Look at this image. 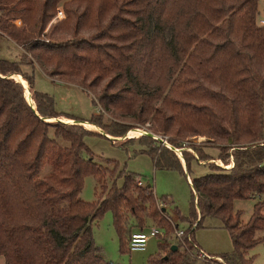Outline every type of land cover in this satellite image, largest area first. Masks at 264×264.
I'll use <instances>...</instances> for the list:
<instances>
[{"label": "trees", "instance_id": "1", "mask_svg": "<svg viewBox=\"0 0 264 264\" xmlns=\"http://www.w3.org/2000/svg\"><path fill=\"white\" fill-rule=\"evenodd\" d=\"M58 9L65 17L50 24ZM257 14L258 0H0V34L23 50L18 62L0 59L3 264H121L106 260L93 242L91 224L107 211L120 252H130L131 232L150 220L165 236L144 264H205L189 244L175 241L172 248L173 227L153 190L137 185L138 174L118 170L115 160L92 161L84 138L104 135L48 121L56 118L89 123L109 137L144 128L150 135L136 139L142 152L190 186L189 216L180 219L190 227L199 215L197 228L207 217L219 219L233 246L221 256L228 264H253L245 253L264 240L255 236L264 230V200L245 223L234 201L264 195V24ZM22 65L83 88L102 112L88 119L57 112ZM10 74L26 78L35 111ZM198 136L218 143L216 159L227 165L231 157L232 166L202 163L211 172L192 178L197 161L186 148ZM191 147L200 161L212 159L200 145ZM88 175L100 186L92 203L79 196Z\"/></svg>", "mask_w": 264, "mask_h": 264}, {"label": "rangeland", "instance_id": "2", "mask_svg": "<svg viewBox=\"0 0 264 264\" xmlns=\"http://www.w3.org/2000/svg\"><path fill=\"white\" fill-rule=\"evenodd\" d=\"M58 20L59 19L52 18L50 24L55 23ZM260 20H264V0H258L257 23L260 24ZM15 23L20 24V21L16 20ZM22 54L23 50L19 45L14 43L7 36L0 34V59L18 62L21 60ZM21 68L24 72L33 76V88L35 90L51 96L54 101L55 110L57 112L69 114L79 119H88L92 114L102 112V109L99 105H94L92 100L93 96L91 93L84 90L83 88L75 84L58 81L57 79L48 77L37 65H35L32 69L28 65H22ZM21 76L17 78L21 81L23 78L24 80L26 79L25 77ZM24 89L25 92L27 91V93L30 95L27 83H25ZM27 100L34 108L33 100L31 101V95L30 100L28 98ZM104 117V121L108 122L107 120L109 119V115L105 114ZM57 120L67 123H81L85 126V128L93 130L96 133L102 132L105 134V132H103L99 127L93 126L91 124L89 125V123L84 124L79 121L68 120L65 118L48 119V121ZM144 132L149 134L144 128L134 127L121 137H110L108 139L106 136L102 137L97 134H93L86 136L84 138V142L92 151V161L95 163L102 166H107L106 162L108 159L115 160L119 166L118 170L125 169L126 171L138 174L139 178L144 183H150L152 186L151 189H153L157 200L163 202L165 214L166 216L170 217V223L172 227L173 222L178 224L179 229H184L187 231L190 229L189 224L186 221H182L179 215L185 217L189 216L191 199L190 186L179 172L174 170L156 169L154 167L152 158L148 154L142 152L145 147L136 142L137 137L141 136ZM50 135H53L52 131H50ZM58 141L66 143L64 140H62V138H58ZM122 142H126V144L120 145ZM190 143V147L186 149L192 154L194 158H196V161L200 163L198 164L195 161L191 163L190 174L192 178L211 172L210 167L208 165H203L202 163H213L218 167L224 168L232 166L231 157L229 158V164L227 165H225L221 160L216 159L219 153L218 143L208 141L204 136H198L195 139H191ZM193 144L203 147L202 150L211 155L212 159L200 161L197 157V154L195 153V150L193 147H191ZM175 151L182 161L183 158L180 154L181 151H179V149H175ZM182 163L185 167L184 162ZM112 167V165H109V168ZM111 181V177L106 178L108 185H110ZM122 182L123 178L118 177L117 185L120 186ZM96 187L100 190V186H98L95 178L92 175L86 176L84 179L83 188L79 194L80 198L89 203L94 202L96 200ZM262 200H264V195L263 198H251L247 200L234 201V210L241 211L240 220L242 223L247 222L250 218L254 204ZM262 212L264 213V207L262 208ZM198 218L199 215L195 220L196 222H198ZM112 221V213L107 211L99 220L93 221L91 224L94 245L98 248L101 256H103L106 260L121 264H144L150 254L157 252L158 238H151L147 243L145 251L120 252L119 239L112 225ZM195 221H193L191 225ZM147 223L150 226L154 225L150 220H148ZM192 233L195 243L209 254L221 255L223 253L230 252L233 249L227 230L222 227L221 221L217 218H205L202 221L201 226L198 228L196 226L192 230ZM263 235L264 230H259L255 234L256 237H261ZM172 237L173 236H171L170 240H168L174 245L176 240L174 237ZM245 257H253V264H264V240L246 251ZM0 264H3L2 256H0Z\"/></svg>", "mask_w": 264, "mask_h": 264}, {"label": "built area", "instance_id": "3", "mask_svg": "<svg viewBox=\"0 0 264 264\" xmlns=\"http://www.w3.org/2000/svg\"><path fill=\"white\" fill-rule=\"evenodd\" d=\"M63 12L61 9H58L55 19L62 18ZM261 24H264V20H260ZM137 185L140 187L149 186L152 188L150 183H144L141 179L137 181ZM153 190V189H152ZM154 193V191H153ZM155 195V194H154ZM158 207L162 208L165 212V207L162 201H157ZM170 221V217L167 216ZM199 220V218H198ZM172 222V221H171ZM173 231L171 235L174 237L176 242H179L182 247H186L188 244L192 246L191 255L194 257L199 263L205 264H228L227 261L221 255L209 254L204 251L201 247H199L195 241H193L191 231L197 226V222L195 221L192 225H190V230L186 231L184 229H179L178 224L173 223ZM165 236V231L157 226L151 225L147 227L145 230H135L131 232L129 240H128V249L130 252L132 251H145L147 247V243L151 238H160ZM172 237V238H173Z\"/></svg>", "mask_w": 264, "mask_h": 264}, {"label": "water", "instance_id": "4", "mask_svg": "<svg viewBox=\"0 0 264 264\" xmlns=\"http://www.w3.org/2000/svg\"><path fill=\"white\" fill-rule=\"evenodd\" d=\"M9 77H11V78H14L15 79V77L14 76H12L11 74L9 75ZM20 82V81H19ZM31 105V104H30ZM32 106V105H31ZM33 108V107H32ZM33 110L35 111V109L33 108ZM79 124H81V123H79ZM100 134H103L104 136H106L107 138H109L107 135H105L104 133H102V132H100ZM147 135H149V134H147ZM157 138V137H156ZM158 139V138H157ZM164 142V141H163ZM165 145H167L166 144V142L164 143ZM168 146V145H167ZM168 147H170V146H168ZM171 148V147H170ZM175 151V150H174ZM179 151H181V150H179ZM181 154V153H180ZM172 248L173 249H176L177 248V246L176 245H172Z\"/></svg>", "mask_w": 264, "mask_h": 264}, {"label": "bare ground", "instance_id": "5", "mask_svg": "<svg viewBox=\"0 0 264 264\" xmlns=\"http://www.w3.org/2000/svg\"><path fill=\"white\" fill-rule=\"evenodd\" d=\"M15 78L20 77V76H14ZM22 83L25 85L26 81L24 80V78L22 79ZM25 97L28 98L30 100V95L29 93H27V91L25 92ZM84 124H87L86 122H83ZM90 125V124H89ZM146 134V133H143ZM109 137V136H108ZM110 138V137H109ZM174 149V148H173ZM175 150V149H174Z\"/></svg>", "mask_w": 264, "mask_h": 264}, {"label": "crops", "instance_id": "6", "mask_svg": "<svg viewBox=\"0 0 264 264\" xmlns=\"http://www.w3.org/2000/svg\"><path fill=\"white\" fill-rule=\"evenodd\" d=\"M185 168V167H184ZM186 177H187V180L189 183H191V179H190V176L188 174H186ZM260 198H263V196H261Z\"/></svg>", "mask_w": 264, "mask_h": 264}]
</instances>
